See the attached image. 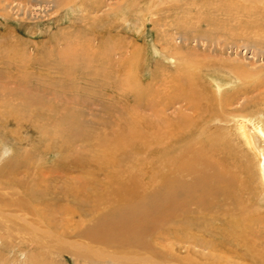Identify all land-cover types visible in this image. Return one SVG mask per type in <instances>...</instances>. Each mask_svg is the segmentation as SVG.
<instances>
[{"label": "rangeland", "instance_id": "1", "mask_svg": "<svg viewBox=\"0 0 264 264\" xmlns=\"http://www.w3.org/2000/svg\"><path fill=\"white\" fill-rule=\"evenodd\" d=\"M179 70L185 71L187 80L191 78L196 93L202 92L200 111L176 102L165 115L185 114L187 119L179 121L184 130L180 132L183 137L192 135L190 144L195 147L208 148L216 136L228 151L227 157L225 152L220 154L231 168L230 175L247 189L242 195L244 202L258 206L256 212L261 215L263 183L232 118L264 112V0H0V151L12 149L0 165L12 163L7 168L14 178L9 182L0 175V182L10 186L14 182L17 189L23 188L17 185L19 179H32L42 191L51 188L44 198L54 201L48 200L41 209L55 223L47 228L39 222L33 228L23 221L32 218L30 210L39 213L41 206L38 197H29L25 191L21 193L31 200L27 206L31 209L24 208V212L0 205V264H264V226L257 232L258 239L243 243L228 239L216 246L223 228L209 216L206 230L203 224L201 228L192 226V242L170 237L159 243L147 237L152 244L148 249L120 252L115 242L107 246L91 243L81 233L105 206L83 214V220H79L78 211H71L70 206L78 208L70 204L72 198L64 193L65 187L78 177L84 184V173L90 167L83 164L80 169L73 156L100 154L92 143L94 131L108 137L116 129L127 128L130 117L137 113L154 120L153 91L163 78L173 79ZM216 82L222 83L220 97ZM136 96L143 100L138 107ZM203 105H210L212 111L203 114ZM120 109L125 112H117ZM120 115L121 122L117 120ZM66 116L78 124L79 129L76 125L74 130H80V136L69 139L64 133L60 126ZM197 118L200 120L195 123ZM202 126L203 131L206 126L210 130L202 133ZM80 133H90L92 144L81 142L88 136L82 138ZM58 144H67L66 149ZM243 165L247 168L240 171L237 166ZM90 169L96 171L90 181L101 196L107 180ZM10 194L0 189V199ZM193 207H189L188 216L197 219L201 214ZM203 220L207 219L202 215ZM60 237L80 242L81 249L72 242H60ZM92 247L99 249V257L89 253ZM145 256L148 261L142 258Z\"/></svg>", "mask_w": 264, "mask_h": 264}, {"label": "bare ground", "instance_id": "2", "mask_svg": "<svg viewBox=\"0 0 264 264\" xmlns=\"http://www.w3.org/2000/svg\"><path fill=\"white\" fill-rule=\"evenodd\" d=\"M118 55H121V53L119 52ZM176 73L173 79L163 78L157 89L153 91L155 99L152 102H154L155 107L152 111V116L154 120H152L151 117L139 115V113H137L135 117H130L131 121L128 122L129 126H127V128L116 129L111 135H108V137L103 136V134L101 136L100 133L94 131L93 137L89 136V133L87 134V140H84L82 138H85L86 135L80 133L82 136V138H80L82 140L80 141L83 143L89 141V144L93 143L100 154L96 155L93 150H91L93 153L92 155H88L89 157L87 158L82 157V155L79 157L73 156L72 160L80 166V169L83 164L90 166L87 168L89 174L84 173L85 177L82 181L84 184L79 182V177L77 178V182H75V179L73 183H68L65 187L67 192L65 191L64 193L71 195L70 198L72 199H70V204L77 207L78 210L69 206L71 211L76 210V212L78 211L77 213L81 215L79 216V220H83V214L85 215L88 212L95 213V210H99L101 205H103V207L105 206V211L98 213V216L94 218L92 217L94 221L90 228L81 232L82 236L84 235L91 243L97 242L98 244H105L103 246H107L106 244L115 242L119 246L117 249L122 252L125 249L131 248L148 249L152 244L147 240V237L150 239L153 238L158 242L163 241L164 238L176 237L178 240H181L185 237L186 239L190 238V242H192L193 238L192 236L190 237L193 231L192 229L194 228H192V226L198 224L201 228L203 224V231L206 230L209 216H213V219H217V221L219 220L218 222L223 228L220 233L222 240H219L220 242L218 243L214 241L216 246H222L225 244V242L222 241L228 239L232 240V242L234 240L241 241V243H243L244 240L245 242H250V240L255 239L254 237L257 238L258 231H262L263 228L261 227L264 226V212L258 215L256 212L258 206H252L251 204L247 205L244 202L245 200L242 195L246 193L245 191H247V189L242 185L236 184L234 177L230 175L228 170L231 168H229L228 163L225 162V158H222L221 155L222 152H225V157H227L228 151H226L225 148L222 149L216 136L211 138L208 148H205L204 145L195 147L190 144L192 135L188 134L187 136L189 138L186 136L183 137L180 132L184 130L179 121H181V118L187 119L185 114L183 113V115L181 112L177 111L175 117L165 115L166 109L176 102H183L184 108H190L192 111H200L199 96L202 92L200 94L196 93L198 89L196 90L194 83L192 84L191 78L189 79L190 81L186 79L185 71L182 72L179 70ZM221 85L222 83L216 82V92L219 97L221 95ZM171 86H173V90L170 89ZM254 87L255 86H253V88ZM261 96V100H263L264 92ZM139 99L140 98L137 99L136 96V106L139 105L140 101H143H139ZM226 100L227 98L224 99V102H226ZM150 104L151 103H149V105ZM152 105L150 106L152 107ZM127 110L129 111L130 109ZM208 111H212L211 106L203 105V114ZM117 112L122 113L125 111L121 110ZM120 117L122 116L120 115L117 117L119 122H121ZM68 119L65 120V122L63 121V124L60 126L65 128V130L62 128L64 133L69 139L70 137L80 136L78 133L80 130H74L76 125L79 129L78 124H74ZM232 119L237 135L243 140V143L251 154V159L253 161L251 165L256 168L264 189V112L254 117L238 115L235 117L233 116ZM194 120L196 121L195 123H197L199 122L197 120L200 119L197 118ZM64 124L67 127L63 126ZM186 125L188 127V124ZM207 129H209V126H206L205 131H203L202 126L200 131L205 133ZM91 137L94 140L92 143ZM77 141L78 140H75L73 142ZM176 141H179L178 143L183 146L180 148L175 145V143L177 144ZM70 142L67 143V147L71 146ZM214 143L215 146H212ZM59 144L61 145V143ZM62 146L60 147L61 149ZM65 146L63 147L65 148ZM73 153L74 152H71V154ZM61 158H64V156ZM247 160L249 161V159ZM7 163L8 165H4L5 167L0 165V175L1 177L4 176L7 181L10 182V180L14 178H12L11 171H9L7 167H10L12 163ZM243 167L247 168L245 165L237 166L240 171L244 169ZM90 168H94L98 173H102L107 180L106 184L102 185L103 182L98 179L103 187L101 196L99 195L100 193L96 194L98 192L90 181L94 178L92 176L94 174L91 173L96 172ZM13 184L10 186L0 182V189L8 190L12 192L10 195H14L12 199V196L7 199H0V205L11 206L15 208L14 210L18 209L23 211L24 208L31 205L29 203L31 201L28 199L29 197H38L37 205H41L38 208L40 212L37 213L35 210H30V212L32 211V218L28 221V218H24L23 221L27 222L33 228L38 227L39 222L47 226V228H51V224H55L53 223L52 217L49 216L48 212H43L41 209L43 204L48 200L54 201V199L50 197L48 200L44 198V194H48V190L51 188L42 191L43 189H39V187L36 186V181L32 179H19L17 185L23 188L17 186L18 188L16 189ZM30 184H34L36 187L33 185L29 186ZM84 186L88 188L87 191L84 189ZM22 191H25V193H28L30 196L24 198L26 196L21 193ZM20 194L23 196L21 197ZM247 198L249 199V197ZM84 204L86 206H84ZM192 205H194L193 208L201 214L197 219L188 216L189 207ZM26 210H24V212ZM179 214L181 216H179ZM193 214L189 215L193 216ZM202 215L207 219L203 220V223L201 222ZM174 218L177 219V222H175ZM221 226L218 225V228ZM161 234L163 236H160ZM154 235L156 236L154 237ZM59 241L65 244H70V242H72L73 247H80V242L78 243L75 240L68 241L64 239V237H60ZM196 243L199 245V242ZM93 248L94 247L88 250L90 251L89 253L92 254V256L94 254L99 257V249L95 250ZM230 248L232 247L230 246ZM235 249L236 248L232 249L233 253H236ZM228 251L230 250L228 249ZM150 256L152 257V255ZM93 258L94 257H92V259ZM142 258L148 261L147 256Z\"/></svg>", "mask_w": 264, "mask_h": 264}, {"label": "clouds", "instance_id": "3", "mask_svg": "<svg viewBox=\"0 0 264 264\" xmlns=\"http://www.w3.org/2000/svg\"><path fill=\"white\" fill-rule=\"evenodd\" d=\"M12 154V149L9 147H4L2 151H0V160L7 158Z\"/></svg>", "mask_w": 264, "mask_h": 264}]
</instances>
